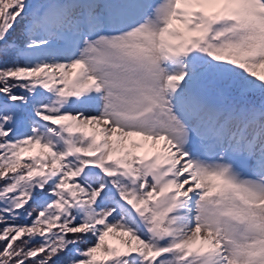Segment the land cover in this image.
Returning a JSON list of instances; mask_svg holds the SVG:
<instances>
[{
    "label": "snow or ice",
    "instance_id": "6c2138e0",
    "mask_svg": "<svg viewBox=\"0 0 264 264\" xmlns=\"http://www.w3.org/2000/svg\"><path fill=\"white\" fill-rule=\"evenodd\" d=\"M0 264H264V0H0Z\"/></svg>",
    "mask_w": 264,
    "mask_h": 264
}]
</instances>
